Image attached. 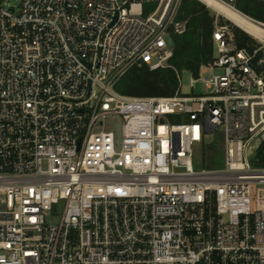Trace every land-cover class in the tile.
Returning a JSON list of instances; mask_svg holds the SVG:
<instances>
[{"label": "built area", "instance_id": "obj_1", "mask_svg": "<svg viewBox=\"0 0 264 264\" xmlns=\"http://www.w3.org/2000/svg\"><path fill=\"white\" fill-rule=\"evenodd\" d=\"M6 1L0 264H264V39L215 24L206 95L124 97L125 74L172 58L182 0ZM216 132L223 167L197 171Z\"/></svg>", "mask_w": 264, "mask_h": 264}, {"label": "trees", "instance_id": "obj_2", "mask_svg": "<svg viewBox=\"0 0 264 264\" xmlns=\"http://www.w3.org/2000/svg\"><path fill=\"white\" fill-rule=\"evenodd\" d=\"M233 7L247 17L264 22V4L259 0H236ZM179 20H188V30L173 39V56L166 66L150 71L146 67L134 68L115 85V91L124 97L165 98L180 91V74L189 72L198 77L200 67L213 60L214 20L197 1L190 5L183 1ZM230 25V23H229ZM239 48L254 43L253 38L234 30ZM261 163L264 158L260 151Z\"/></svg>", "mask_w": 264, "mask_h": 264}, {"label": "rangeland", "instance_id": "obj_3", "mask_svg": "<svg viewBox=\"0 0 264 264\" xmlns=\"http://www.w3.org/2000/svg\"><path fill=\"white\" fill-rule=\"evenodd\" d=\"M22 0H7L6 3L9 7H18L20 5ZM186 1V4H191L194 1H197L200 3L198 0H182ZM201 6L205 8V11L208 12V14L211 16V18L214 20V26L215 24H229L230 22L227 21L225 18L217 14L215 11L212 9L208 8L207 6L203 5L200 3ZM145 9L149 10L150 13L153 12L155 9V5L153 6H148L145 5ZM180 14V13H179ZM233 25V24H232ZM234 30L238 29L234 25L232 26ZM242 33H244L242 30L238 29ZM251 37V36H250ZM253 38V37H251ZM254 40V38H253ZM255 42V41H254ZM169 45L173 47V41H168ZM213 75L212 72H209L206 74L204 77L209 78ZM195 80V77L189 73V72H182L180 74V92L184 96H191V97H200L206 95V91L204 88V85L201 82H198L194 85V88H192V81ZM108 125H111L113 127V131L116 133H119L121 129V120L119 118H113L111 121L108 122ZM223 140L224 137L220 133H211L208 135L206 139V144H214L217 146L216 149H214L216 152L214 154H210L204 158L203 154H201L200 151H198L199 147H197V152H196V157L194 161V167L197 171H202L204 169L212 170L216 168H221L223 167L224 160H225V154L223 150ZM254 148H258L257 151V158L260 160L256 164L260 165L261 163V156H260V151L262 153V156L264 158V142L261 143L260 141H256L254 144ZM256 148V149H257ZM54 223L58 222V219H55L53 221Z\"/></svg>", "mask_w": 264, "mask_h": 264}, {"label": "bare ground", "instance_id": "obj_4", "mask_svg": "<svg viewBox=\"0 0 264 264\" xmlns=\"http://www.w3.org/2000/svg\"><path fill=\"white\" fill-rule=\"evenodd\" d=\"M198 1L215 11L217 14L225 18L227 21H229L231 24H233L235 27L242 30L249 36L257 40L264 39V28L253 20H251L250 18L243 15L242 13H240L238 10L234 9L233 7L225 4L220 0Z\"/></svg>", "mask_w": 264, "mask_h": 264}, {"label": "crops", "instance_id": "obj_5", "mask_svg": "<svg viewBox=\"0 0 264 264\" xmlns=\"http://www.w3.org/2000/svg\"><path fill=\"white\" fill-rule=\"evenodd\" d=\"M260 2H262L263 4H264V0H259ZM241 13V12H240ZM243 14V13H242ZM244 15V14H243ZM246 16V15H245ZM247 17V16H246ZM248 18H250V17H248ZM251 20H253V21H255V22H257V23H261V24H264V22H261V21H258V20H255V19H252V18H250Z\"/></svg>", "mask_w": 264, "mask_h": 264}, {"label": "water", "instance_id": "obj_6", "mask_svg": "<svg viewBox=\"0 0 264 264\" xmlns=\"http://www.w3.org/2000/svg\"><path fill=\"white\" fill-rule=\"evenodd\" d=\"M255 22V21H254ZM231 24V23H230ZM232 25V24H231Z\"/></svg>", "mask_w": 264, "mask_h": 264}]
</instances>
